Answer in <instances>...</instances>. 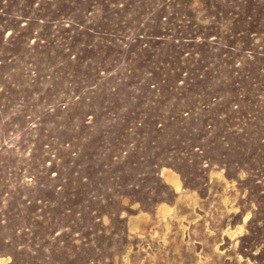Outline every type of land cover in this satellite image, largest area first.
<instances>
[{"label": "rangeland", "instance_id": "1", "mask_svg": "<svg viewBox=\"0 0 264 264\" xmlns=\"http://www.w3.org/2000/svg\"><path fill=\"white\" fill-rule=\"evenodd\" d=\"M4 259L264 264V0H0Z\"/></svg>", "mask_w": 264, "mask_h": 264}, {"label": "bare ground", "instance_id": "2", "mask_svg": "<svg viewBox=\"0 0 264 264\" xmlns=\"http://www.w3.org/2000/svg\"><path fill=\"white\" fill-rule=\"evenodd\" d=\"M169 174V173H168ZM219 175V174H218ZM223 176V177H222ZM167 177V176H166ZM218 177V176H217ZM220 177H221V179L222 178H225L224 177V175H221L220 174ZM220 179V180H221ZM168 180L173 184V186H174V188H175V191H176V193L179 195V198L181 199V201L183 200H189V201H194V200H196V199H194V197H193V195H189L188 194V191L186 190H184V187L182 186V181H181V179L179 178V176L177 175V174H171L169 177H168ZM224 180V179H223ZM226 180V179H225ZM227 181V180H226ZM225 182V181H224ZM223 182V183H224ZM230 182V181H229ZM221 183V182H220ZM228 183V182H227ZM227 183H225V184H227ZM229 184V183H228ZM227 184V185H228ZM227 185H226V187H227ZM229 187V186H228ZM221 198V197H220ZM228 198V197H227ZM225 200V199H224ZM224 200H221V201H224ZM178 201H180L179 199H178ZM225 202V201H224ZM191 203V202H190ZM219 204H221V203H219ZM224 204V203H223ZM187 205V204H186ZM193 205V204H192ZM226 206H227V204H225ZM183 206H185V205H183ZM191 206V205H190ZM225 207V206H224ZM231 207V206H230ZM175 205H174V207L173 206H171V205H169V204H167V203H161L160 205H159V214H160V216H161V218H162V221L165 223V225L167 226H164V228L166 227L167 229L170 227V223H171V221L172 220H176V219H178V221H181V224H182V226H184L183 225V223H182V221H183V219H185V218H187L186 217V215H185V218L184 217H182V216H180V215H178L177 213H175ZM229 211V210H228ZM177 212V211H176ZM158 214V213H157ZM184 214V213H183ZM157 216H159V215H157ZM198 216V215H197ZM141 219L142 217H141V215H139L138 216V219ZM159 218V217H158ZM135 219H137V216H136V218ZM130 220H132L131 218H130ZM159 220V219H158ZM134 221V220H133ZM154 221H156V220H154ZM177 221V220H176ZM186 221V220H185ZM137 222V221H136ZM141 222V221H140ZM159 222V221H158ZM175 222V221H174ZM156 224V223H155ZM162 224V223H161ZM179 224V223H178ZM143 225V224H142ZM141 225V226H142ZM164 225V224H163ZM140 226V225H139ZM139 226H138V228H139ZM162 228V227H161ZM185 226H184V230H185ZM163 229V228H162ZM243 229H244V227L243 226H236L235 228H228L227 230H226V234L228 235V236H230V237H233V236H235L236 234H238V233H241L242 231H243ZM167 232H169V230L167 231ZM138 233V232H137ZM156 235V234H155ZM157 237V236H156ZM165 238V237H164ZM218 248V247H217ZM127 257V256H126ZM126 259V258H125ZM128 259V258H127ZM5 261V259L4 260H1L0 261V264H3V262Z\"/></svg>", "mask_w": 264, "mask_h": 264}]
</instances>
